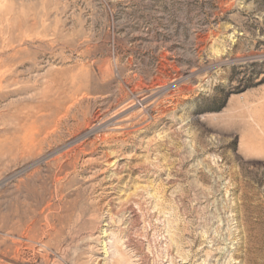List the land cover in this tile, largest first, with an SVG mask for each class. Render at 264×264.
Wrapping results in <instances>:
<instances>
[{"label": "rangeland", "instance_id": "obj_1", "mask_svg": "<svg viewBox=\"0 0 264 264\" xmlns=\"http://www.w3.org/2000/svg\"><path fill=\"white\" fill-rule=\"evenodd\" d=\"M0 264H264V0H0Z\"/></svg>", "mask_w": 264, "mask_h": 264}, {"label": "bare ground", "instance_id": "obj_2", "mask_svg": "<svg viewBox=\"0 0 264 264\" xmlns=\"http://www.w3.org/2000/svg\"><path fill=\"white\" fill-rule=\"evenodd\" d=\"M12 49V48H11ZM7 60V59H6ZM84 89V88H83ZM89 93V92H88ZM86 95V94H85ZM77 96V95H76ZM86 99V96H82V98L79 100V101H77V98H76V101L75 102H77V103H74V104H72L71 106H69L67 109H66V113H67V116L66 117H68V115H70L71 114V112H72V110L75 108V104H77V105H79V104H81L84 100ZM90 99V98H89ZM69 100V99H68ZM131 100V99H130ZM86 101H87V99H86ZM89 101V100H88ZM136 101V100H135ZM95 102V101H94ZM126 102V101H125ZM90 103V102H89ZM135 103V102H134ZM133 103V104H134ZM123 104V103H122ZM158 104V103H157ZM130 105V104H129ZM151 105V104H150ZM82 106V105H81ZM86 106V105H85ZM126 107V106H125ZM130 107V106H129ZM134 107V106H133ZM60 108V107H59ZM79 108V107H78ZM84 109V108H83ZM124 108H122V110H123ZM103 110V109H102ZM56 111V110H55ZM57 112V111H56ZM62 112V111H61ZM119 112V111H118ZM55 113V112H54ZM53 113V114H54ZM103 113V112H102ZM107 113V112H106ZM105 114V113H104ZM121 114V113H120ZM64 115V114H63ZM103 115V114H102ZM124 115H126V114H124ZM50 116H52V115H50ZM55 116V115H54ZM65 117V116H64ZM108 117H109V115H108ZM111 117V116H110ZM110 117H109V119H110ZM113 117V116H112ZM121 117H124V116H117V114H116V116H115V118L112 120V122L109 124V126H113L114 128V130L115 131H122L123 130V126H122V119H121ZM128 117V116H127ZM57 118V117H56ZM131 118V117H130ZM129 118V119H130ZM68 119V118H67ZM112 119V118H111ZM98 120V119H97ZM127 120V119H126ZM130 121H132V120H130ZM59 122V121H58ZM68 122V121H67ZM129 122V121H128ZM52 123H53V121H52ZM50 124V123H49ZM63 124V123H62ZM124 124H126V121H125V123ZM125 126V125H124ZM93 127V126H92ZM108 128V127H107ZM111 128V127H110ZM109 128V129H110ZM93 129V128H92ZM102 129V128H101ZM106 129V128H105ZM126 129V128H125ZM90 130V129H89ZM112 130V129H111ZM97 133V132H96ZM118 133V132H117ZM124 134H125V132H123ZM52 134V133H51ZM123 134V135H124ZM48 137H49V135H47ZM47 137V138H48ZM50 140V139H49ZM70 155V154H69Z\"/></svg>", "mask_w": 264, "mask_h": 264}]
</instances>
